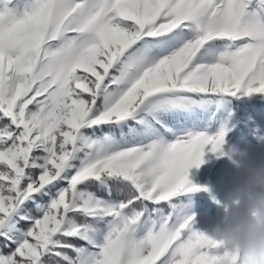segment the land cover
Here are the masks:
<instances>
[{
  "label": "snow or ice",
  "instance_id": "obj_1",
  "mask_svg": "<svg viewBox=\"0 0 264 264\" xmlns=\"http://www.w3.org/2000/svg\"><path fill=\"white\" fill-rule=\"evenodd\" d=\"M255 94L264 0H0V264H239L186 198Z\"/></svg>",
  "mask_w": 264,
  "mask_h": 264
},
{
  "label": "clouds",
  "instance_id": "obj_2",
  "mask_svg": "<svg viewBox=\"0 0 264 264\" xmlns=\"http://www.w3.org/2000/svg\"><path fill=\"white\" fill-rule=\"evenodd\" d=\"M224 204L227 211L212 237L238 256L239 264H264V157L249 161Z\"/></svg>",
  "mask_w": 264,
  "mask_h": 264
},
{
  "label": "trees",
  "instance_id": "obj_3",
  "mask_svg": "<svg viewBox=\"0 0 264 264\" xmlns=\"http://www.w3.org/2000/svg\"><path fill=\"white\" fill-rule=\"evenodd\" d=\"M230 109L233 113V119L229 125L231 130L226 136V146L224 150L238 148L241 150L244 160L249 157L252 158L254 154L264 146V105L258 103L240 106L236 104L235 100H232ZM247 118H252L255 123L260 124L263 128V133L249 128L245 124ZM241 162L243 168L245 166V161L241 160L240 163ZM239 182L240 181H235L233 185L228 187L221 197L220 202L222 205L225 203L227 195L233 191ZM186 201L188 203L189 214L195 217V229L212 236L216 224L214 223L212 204L209 197H202L194 194L187 197Z\"/></svg>",
  "mask_w": 264,
  "mask_h": 264
},
{
  "label": "rangeland",
  "instance_id": "obj_4",
  "mask_svg": "<svg viewBox=\"0 0 264 264\" xmlns=\"http://www.w3.org/2000/svg\"><path fill=\"white\" fill-rule=\"evenodd\" d=\"M235 100L237 105L246 106L250 104H262L264 105V94H255L251 97H242ZM245 124L254 131L263 133V128L260 124L255 123L252 118H247ZM224 156H218L212 154L208 149L205 150V156L203 157L204 163L210 158H217L218 164L213 169L212 172H209L205 175L204 180L211 181L214 183L216 189H209L205 187L207 191H200L197 196L209 197V200L212 204V212L214 215V223L218 224L223 218V207L221 206V197L226 192L229 186L233 185L235 181H241L244 175V171L249 163V161L256 157H264V146L258 150L251 158L244 160V156L241 154V150L238 148L224 150ZM245 161V166L242 168V162ZM204 163L199 168H193V170L198 171ZM242 169H241V168ZM191 170V169H190ZM192 195V194H190ZM219 202V203H217Z\"/></svg>",
  "mask_w": 264,
  "mask_h": 264
},
{
  "label": "bare ground",
  "instance_id": "obj_5",
  "mask_svg": "<svg viewBox=\"0 0 264 264\" xmlns=\"http://www.w3.org/2000/svg\"><path fill=\"white\" fill-rule=\"evenodd\" d=\"M217 164H218V163H217ZM217 164H216V166H217ZM216 166H215V167H216Z\"/></svg>",
  "mask_w": 264,
  "mask_h": 264
}]
</instances>
